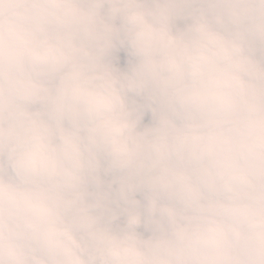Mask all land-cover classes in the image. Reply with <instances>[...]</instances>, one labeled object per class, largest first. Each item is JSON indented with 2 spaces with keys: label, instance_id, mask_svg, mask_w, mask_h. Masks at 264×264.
I'll list each match as a JSON object with an SVG mask.
<instances>
[{
  "label": "clouds",
  "instance_id": "clouds-1",
  "mask_svg": "<svg viewBox=\"0 0 264 264\" xmlns=\"http://www.w3.org/2000/svg\"><path fill=\"white\" fill-rule=\"evenodd\" d=\"M0 264H264V0H0Z\"/></svg>",
  "mask_w": 264,
  "mask_h": 264
},
{
  "label": "trees",
  "instance_id": "trees-1",
  "mask_svg": "<svg viewBox=\"0 0 264 264\" xmlns=\"http://www.w3.org/2000/svg\"><path fill=\"white\" fill-rule=\"evenodd\" d=\"M149 120H150V116L146 117L145 122L147 123V122H149Z\"/></svg>",
  "mask_w": 264,
  "mask_h": 264
}]
</instances>
